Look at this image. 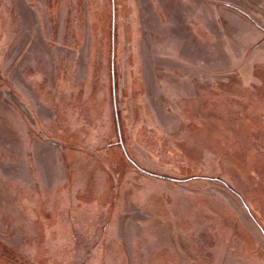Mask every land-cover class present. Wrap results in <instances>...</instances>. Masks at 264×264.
Listing matches in <instances>:
<instances>
[{"label":"rangeland","instance_id":"obj_1","mask_svg":"<svg viewBox=\"0 0 264 264\" xmlns=\"http://www.w3.org/2000/svg\"><path fill=\"white\" fill-rule=\"evenodd\" d=\"M0 264H264V0H0Z\"/></svg>","mask_w":264,"mask_h":264}]
</instances>
